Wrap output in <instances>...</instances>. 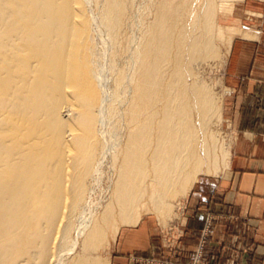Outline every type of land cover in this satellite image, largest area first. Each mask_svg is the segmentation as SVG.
<instances>
[{
  "label": "bare ground",
  "instance_id": "bare-ground-1",
  "mask_svg": "<svg viewBox=\"0 0 264 264\" xmlns=\"http://www.w3.org/2000/svg\"><path fill=\"white\" fill-rule=\"evenodd\" d=\"M228 1L0 0V264H110L119 228L225 171L200 70Z\"/></svg>",
  "mask_w": 264,
  "mask_h": 264
},
{
  "label": "crops",
  "instance_id": "crops-1",
  "mask_svg": "<svg viewBox=\"0 0 264 264\" xmlns=\"http://www.w3.org/2000/svg\"><path fill=\"white\" fill-rule=\"evenodd\" d=\"M238 39L228 61V173L198 182L166 243L148 222L122 230L110 264H192L206 227L204 261L264 264V27Z\"/></svg>",
  "mask_w": 264,
  "mask_h": 264
},
{
  "label": "rangeland",
  "instance_id": "rangeland-1",
  "mask_svg": "<svg viewBox=\"0 0 264 264\" xmlns=\"http://www.w3.org/2000/svg\"><path fill=\"white\" fill-rule=\"evenodd\" d=\"M262 5H264V0H229L226 2L225 8L226 13L224 16V34L223 38L224 40L222 43H218L219 45V53L221 57L222 64L220 67L214 68V69H207L205 67H202L200 70V75L204 76L202 77L206 83L209 85H214V90L217 92H221L222 96V106L220 110V117L218 122V138L221 143H224L225 141L229 145V161H228V171H229V163H230V156H231V146L233 139L235 137V134L232 130L230 120L228 118V98H229V89L227 88V81H228V61L232 49V45L235 41L239 40L238 38H244L245 36L249 35L252 30H258L260 28L264 27V11ZM237 38V39H236ZM226 43V44H225ZM228 51V52H227ZM203 71V72H202ZM208 71V72H207ZM202 72V73H201ZM206 73V74H205ZM209 73V74H208ZM208 78V79H207ZM217 80V81H216ZM225 142V144H227ZM227 171V173H228ZM226 173V174H227ZM224 174V175H226ZM224 175H218L216 177H209V176H199L197 179L196 184L194 185L193 190L196 189L198 182H202L204 180H209L210 182H214L215 180H218L220 177H223ZM107 186L108 181L105 177L101 183L96 185L94 194L95 199L100 200L99 202H103L107 197ZM100 187V188H99ZM102 187V188H101ZM101 189V192H100ZM105 191H104V190ZM104 192V194L102 193ZM106 192V193H105ZM102 194V195H100ZM190 196V194H189ZM187 199L183 202H180V204H177L176 207L173 208V219L166 222H161L155 218V216L151 212H145L141 215V219L139 222H148L151 224V227L154 228V233L157 232L155 236H157V239L164 241L166 243V240L168 238H171V230H175L176 224L180 221L182 216V211L184 208V205L186 204ZM176 211V213H175ZM158 221H156V220ZM166 223V224H165ZM139 224V223H138ZM165 224V225H164ZM134 228V227H121L118 230V235L115 238L117 241V238L119 236V233L122 230ZM208 228L206 227L200 236V243L197 247L196 254L194 261L192 264H210L208 261H204L202 254L205 248L206 241L208 240L209 233ZM175 236V234H173ZM116 244L114 243L108 252L110 255V261L111 256L115 250ZM198 254L201 256L200 259H197Z\"/></svg>",
  "mask_w": 264,
  "mask_h": 264
},
{
  "label": "built area",
  "instance_id": "built-area-1",
  "mask_svg": "<svg viewBox=\"0 0 264 264\" xmlns=\"http://www.w3.org/2000/svg\"><path fill=\"white\" fill-rule=\"evenodd\" d=\"M200 257H201V256L198 254L197 259H200Z\"/></svg>",
  "mask_w": 264,
  "mask_h": 264
}]
</instances>
